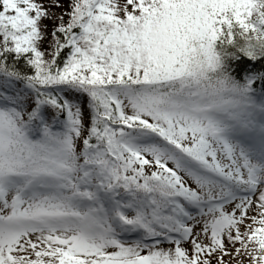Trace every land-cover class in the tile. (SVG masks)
<instances>
[{"label": "snow or ice", "instance_id": "snow-or-ice-1", "mask_svg": "<svg viewBox=\"0 0 264 264\" xmlns=\"http://www.w3.org/2000/svg\"><path fill=\"white\" fill-rule=\"evenodd\" d=\"M0 264H264V0H0Z\"/></svg>", "mask_w": 264, "mask_h": 264}]
</instances>
